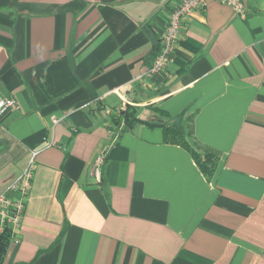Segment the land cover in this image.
Wrapping results in <instances>:
<instances>
[{
  "label": "crops",
  "instance_id": "crops-1",
  "mask_svg": "<svg viewBox=\"0 0 264 264\" xmlns=\"http://www.w3.org/2000/svg\"><path fill=\"white\" fill-rule=\"evenodd\" d=\"M180 1L0 0V93L17 103L0 194L37 152L0 264H264V0H205L168 68L140 77ZM176 122L206 170L166 136Z\"/></svg>",
  "mask_w": 264,
  "mask_h": 264
},
{
  "label": "built area",
  "instance_id": "built-area-1",
  "mask_svg": "<svg viewBox=\"0 0 264 264\" xmlns=\"http://www.w3.org/2000/svg\"><path fill=\"white\" fill-rule=\"evenodd\" d=\"M221 1L230 5L238 13L243 14L245 12L244 4L240 0ZM204 5L205 0H181L174 7L170 15L169 24L161 35L159 53L154 59L151 68L139 75L140 77L165 71L168 68L172 60L174 48L180 40L183 18ZM16 106L15 99L0 93V119ZM54 121H57V119H54ZM36 154L37 152H32L30 161L23 174L5 192L0 194V236L5 232H10L11 235H14L20 227L25 211L29 185L34 171ZM102 162L103 158L98 157L94 170L97 176H99V166ZM10 192L16 193L13 198L8 196Z\"/></svg>",
  "mask_w": 264,
  "mask_h": 264
},
{
  "label": "trees",
  "instance_id": "trees-1",
  "mask_svg": "<svg viewBox=\"0 0 264 264\" xmlns=\"http://www.w3.org/2000/svg\"><path fill=\"white\" fill-rule=\"evenodd\" d=\"M136 111H125L122 114H125L126 118H133L134 114ZM158 124V123H156ZM162 124V123H161ZM162 127L166 130V136L168 139L173 140L175 142H180L185 144L190 148L192 151V154L194 155L195 159L199 163L202 169L206 170L207 164L211 162V154L204 152V153H199L198 148L193 146L190 141H188L187 137H185V129L183 126L178 125V123H174L171 125H165L162 124ZM11 233L10 232H5L3 235L0 236V259L4 257L7 247L9 244V241L11 240Z\"/></svg>",
  "mask_w": 264,
  "mask_h": 264
}]
</instances>
